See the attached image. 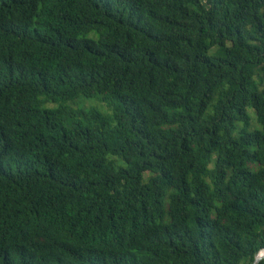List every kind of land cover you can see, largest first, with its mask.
<instances>
[{"label":"trees","instance_id":"1","mask_svg":"<svg viewBox=\"0 0 264 264\" xmlns=\"http://www.w3.org/2000/svg\"><path fill=\"white\" fill-rule=\"evenodd\" d=\"M262 251L264 0H0V264Z\"/></svg>","mask_w":264,"mask_h":264},{"label":"rangeland","instance_id":"2","mask_svg":"<svg viewBox=\"0 0 264 264\" xmlns=\"http://www.w3.org/2000/svg\"><path fill=\"white\" fill-rule=\"evenodd\" d=\"M86 102V104L87 105H97V106H99L100 107V109H102L103 111H106V107L104 106H101L100 104H98L96 101H93V100H87V101H85ZM250 112V114H251V116L253 117V120H252V130H260L261 129V127H260V125L259 124H257V122H256V120H255V115H254V113H253V111L252 110H250L249 111Z\"/></svg>","mask_w":264,"mask_h":264},{"label":"water","instance_id":"3","mask_svg":"<svg viewBox=\"0 0 264 264\" xmlns=\"http://www.w3.org/2000/svg\"><path fill=\"white\" fill-rule=\"evenodd\" d=\"M262 260H264V251L258 254L253 264H259Z\"/></svg>","mask_w":264,"mask_h":264},{"label":"clouds","instance_id":"4","mask_svg":"<svg viewBox=\"0 0 264 264\" xmlns=\"http://www.w3.org/2000/svg\"><path fill=\"white\" fill-rule=\"evenodd\" d=\"M253 259H255V258L253 257Z\"/></svg>","mask_w":264,"mask_h":264}]
</instances>
